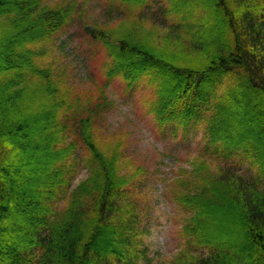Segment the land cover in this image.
<instances>
[{"label": "trees", "instance_id": "obj_1", "mask_svg": "<svg viewBox=\"0 0 264 264\" xmlns=\"http://www.w3.org/2000/svg\"><path fill=\"white\" fill-rule=\"evenodd\" d=\"M123 1L132 16L81 23L110 62L97 93L73 94L38 56L83 17L78 1L0 0V264H132L133 175L121 143L95 130L118 76L150 78L160 123L206 124L209 142L174 180L188 216L168 264H264V0H168L160 18L150 0ZM80 166L88 176L75 185Z\"/></svg>", "mask_w": 264, "mask_h": 264}, {"label": "rangeland", "instance_id": "obj_2", "mask_svg": "<svg viewBox=\"0 0 264 264\" xmlns=\"http://www.w3.org/2000/svg\"><path fill=\"white\" fill-rule=\"evenodd\" d=\"M77 1L83 17L77 11L78 21L47 42L38 61L52 68L73 94L97 93L107 81L110 58L100 42L84 33L81 23L115 24L133 15V5L123 0ZM168 4V0H150V12L156 14L153 17H162L159 9ZM175 17L171 15V19ZM106 93L113 104L97 121L95 130L101 140L121 143L125 171L133 175L126 197L136 207L139 224L138 235L133 237L135 257H131V263L168 264L186 244L182 226L188 212L174 200V180L181 169L190 168L191 161L209 142L205 121L195 122L192 117L187 125L177 119L160 123L154 110L156 85L147 76L132 86L122 77H115L109 81ZM212 103L214 99L210 98L208 104H199L200 114L212 112ZM231 164L245 176L260 175L259 165L250 158L235 157ZM138 168L141 171L136 174ZM77 171L75 185L88 176L83 166Z\"/></svg>", "mask_w": 264, "mask_h": 264}]
</instances>
